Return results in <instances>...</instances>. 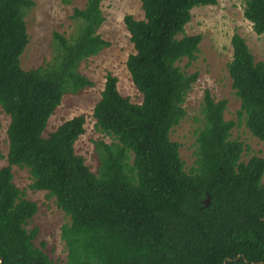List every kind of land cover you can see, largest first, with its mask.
I'll return each instance as SVG.
<instances>
[{
  "label": "trees",
  "instance_id": "16d2710c",
  "mask_svg": "<svg viewBox=\"0 0 264 264\" xmlns=\"http://www.w3.org/2000/svg\"><path fill=\"white\" fill-rule=\"evenodd\" d=\"M102 1L74 8L75 33L55 32L52 61L24 70V18L34 0H0V108L9 117L0 167L2 264H222L238 255L226 264H264V158L241 160L243 143L231 138L235 122L224 118L227 100L204 90L203 124L188 170L170 138L198 77L178 65L184 58L190 65L202 39L185 34V25L194 7L217 0H140L143 17H123L133 48L125 66L141 101L123 96L117 77L105 75L92 115L111 141H95L96 171L74 146L85 131L83 114L44 135L63 96L93 86L79 64L109 45L98 33ZM241 1L252 30L264 33V0ZM230 43L237 118L264 142V62L254 60L238 33ZM13 167L26 169L29 188L45 191L69 217L60 232L63 261L54 262L43 242L35 244L36 227L26 228L37 204L13 182Z\"/></svg>",
  "mask_w": 264,
  "mask_h": 264
},
{
  "label": "rangeland",
  "instance_id": "374dc122",
  "mask_svg": "<svg viewBox=\"0 0 264 264\" xmlns=\"http://www.w3.org/2000/svg\"><path fill=\"white\" fill-rule=\"evenodd\" d=\"M86 0H34V6L27 12L24 20L29 36L28 44L20 57L22 69L28 70L46 66L54 56L53 34L59 32L70 37L76 31L77 23L71 17L74 8H83ZM101 10L104 21L98 33L109 42L97 55L79 64L80 73L87 76L93 86L78 94H65L60 105L50 116L44 135L53 131L62 121L76 115L85 116L84 133L75 142L76 153L82 155L93 171L98 167L95 141L109 143V137L99 132L92 115L94 104L100 98L105 75L110 72L118 79L117 87L123 96L132 102L139 103L141 95L133 86L125 66L127 56L133 52L125 28L123 17L131 14L142 18L140 0H103ZM185 34H201L196 58L186 66L184 58L178 65L187 73L197 72L198 77L192 90L187 94L183 104L185 116L170 132L171 140L179 143V156L185 169L194 164L196 134L203 124L201 100L204 90H208L216 99L227 100L224 111L226 120H233L231 138L243 143L241 160L246 162L251 156L264 158V142L253 136L238 120L237 110L240 102L231 88L227 64L231 60V36L241 35L248 45L254 60L264 62V33L258 35L249 21L243 17L241 0H217L214 5L197 6L191 10V19L185 25ZM0 167L6 165L8 142L6 128L9 117L0 108ZM13 182L24 191L23 197L36 202L37 210L29 220L26 228H37L35 244L44 243L43 250L54 262L63 261L66 247L60 237L61 226L69 222V217L56 206L53 198H46L45 191L29 188L31 179L26 169L13 167ZM264 185V175L261 180Z\"/></svg>",
  "mask_w": 264,
  "mask_h": 264
},
{
  "label": "water",
  "instance_id": "95a60500",
  "mask_svg": "<svg viewBox=\"0 0 264 264\" xmlns=\"http://www.w3.org/2000/svg\"><path fill=\"white\" fill-rule=\"evenodd\" d=\"M208 201H209V196H206V198L204 199V203H205V204H208ZM240 256H241V255H238V256L234 257L233 259H231V258H229V257H226V258L223 260L222 264H226L228 261H232V260H233V261H236V260L239 259ZM2 261H3V258L0 257V264H2Z\"/></svg>",
  "mask_w": 264,
  "mask_h": 264
}]
</instances>
